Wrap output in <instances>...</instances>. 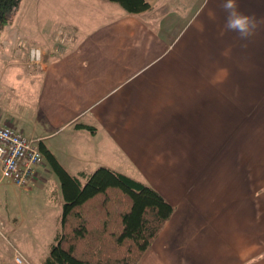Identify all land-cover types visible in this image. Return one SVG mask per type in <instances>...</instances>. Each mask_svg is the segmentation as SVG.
<instances>
[{
	"label": "crops",
	"instance_id": "obj_1",
	"mask_svg": "<svg viewBox=\"0 0 264 264\" xmlns=\"http://www.w3.org/2000/svg\"><path fill=\"white\" fill-rule=\"evenodd\" d=\"M145 1L128 13L109 0H25L0 32V124L81 183L104 166L173 207L138 264H264V24L241 40L224 30L221 0ZM238 3L264 18V0ZM53 174L44 160L32 184L54 226L41 257L21 250L26 264H43L59 231ZM7 184L2 228L15 219Z\"/></svg>",
	"mask_w": 264,
	"mask_h": 264
},
{
	"label": "trees",
	"instance_id": "obj_2",
	"mask_svg": "<svg viewBox=\"0 0 264 264\" xmlns=\"http://www.w3.org/2000/svg\"><path fill=\"white\" fill-rule=\"evenodd\" d=\"M109 1L128 13L150 9L145 0ZM11 2L0 7V30L15 19L23 0ZM75 127L95 133L89 126ZM39 149L63 197L59 231L43 264H138L173 207L151 187L104 166L81 183L43 144Z\"/></svg>",
	"mask_w": 264,
	"mask_h": 264
},
{
	"label": "rangeland",
	"instance_id": "obj_3",
	"mask_svg": "<svg viewBox=\"0 0 264 264\" xmlns=\"http://www.w3.org/2000/svg\"><path fill=\"white\" fill-rule=\"evenodd\" d=\"M23 0L22 5H24ZM16 18V17H15ZM14 20H10L7 25L13 24ZM2 30V28H1ZM0 30V32H1ZM54 178L57 180L55 174ZM8 183L3 188L7 190L9 201L8 207L12 217L15 219L10 220L3 228L0 225V264H26L23 258L22 249L29 250L32 257L35 258V250L39 252V257L42 256L44 246L41 245L42 239L40 234L49 231L54 226L52 218L45 213L47 211V204L42 203L43 199H46L47 192L36 190L31 184L32 192L25 191V187H20L12 182L4 181ZM30 187L26 186V188ZM52 190V191H51ZM54 187L50 189L49 193L59 196V189ZM28 202L27 205L25 202ZM23 204L21 213L18 207V203ZM19 257V260H17Z\"/></svg>",
	"mask_w": 264,
	"mask_h": 264
},
{
	"label": "built area",
	"instance_id": "obj_4",
	"mask_svg": "<svg viewBox=\"0 0 264 264\" xmlns=\"http://www.w3.org/2000/svg\"><path fill=\"white\" fill-rule=\"evenodd\" d=\"M44 51L32 46L28 52L31 64L39 65ZM44 163L39 140L31 138L17 128L0 124V181L25 187L37 179L38 169ZM19 260V257H17Z\"/></svg>",
	"mask_w": 264,
	"mask_h": 264
},
{
	"label": "clouds",
	"instance_id": "obj_5",
	"mask_svg": "<svg viewBox=\"0 0 264 264\" xmlns=\"http://www.w3.org/2000/svg\"><path fill=\"white\" fill-rule=\"evenodd\" d=\"M219 7L226 14L224 30L237 33L241 40L253 37L264 24V18L258 20L254 15L241 11L238 0H221Z\"/></svg>",
	"mask_w": 264,
	"mask_h": 264
},
{
	"label": "flooded vegetation",
	"instance_id": "obj_6",
	"mask_svg": "<svg viewBox=\"0 0 264 264\" xmlns=\"http://www.w3.org/2000/svg\"><path fill=\"white\" fill-rule=\"evenodd\" d=\"M11 0H1L0 1V7L1 6H5L6 4H8Z\"/></svg>",
	"mask_w": 264,
	"mask_h": 264
},
{
	"label": "water",
	"instance_id": "obj_7",
	"mask_svg": "<svg viewBox=\"0 0 264 264\" xmlns=\"http://www.w3.org/2000/svg\"><path fill=\"white\" fill-rule=\"evenodd\" d=\"M0 1H1V0H0ZM18 1H19V0H12V2H11L12 4H11V5H17ZM11 5H10V6H11Z\"/></svg>",
	"mask_w": 264,
	"mask_h": 264
}]
</instances>
